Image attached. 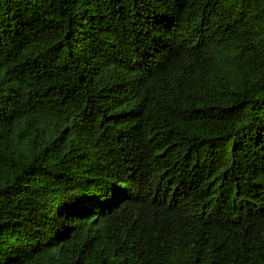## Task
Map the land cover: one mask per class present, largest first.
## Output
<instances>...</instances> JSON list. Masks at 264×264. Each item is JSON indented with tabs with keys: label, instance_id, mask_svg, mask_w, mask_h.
<instances>
[{
	"label": "trees",
	"instance_id": "trees-1",
	"mask_svg": "<svg viewBox=\"0 0 264 264\" xmlns=\"http://www.w3.org/2000/svg\"><path fill=\"white\" fill-rule=\"evenodd\" d=\"M0 264H264V0H0Z\"/></svg>",
	"mask_w": 264,
	"mask_h": 264
}]
</instances>
